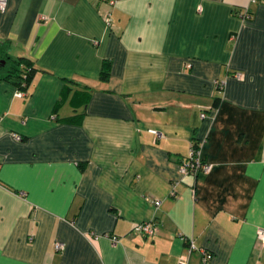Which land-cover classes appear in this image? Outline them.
Returning a JSON list of instances; mask_svg holds the SVG:
<instances>
[{
	"label": "crops",
	"instance_id": "crops-1",
	"mask_svg": "<svg viewBox=\"0 0 264 264\" xmlns=\"http://www.w3.org/2000/svg\"><path fill=\"white\" fill-rule=\"evenodd\" d=\"M0 42V264H264V0H7Z\"/></svg>",
	"mask_w": 264,
	"mask_h": 264
},
{
	"label": "built area",
	"instance_id": "built-area-1",
	"mask_svg": "<svg viewBox=\"0 0 264 264\" xmlns=\"http://www.w3.org/2000/svg\"><path fill=\"white\" fill-rule=\"evenodd\" d=\"M6 6H7V0H0V12H5ZM242 16L247 18L250 15L245 10ZM107 20H109V18ZM236 76L238 77L239 74ZM22 94H23L22 91L18 93L19 96H21ZM201 116L204 117L205 114L202 113ZM152 132H154L156 135H159V132H156V130H152ZM13 135L16 139L18 140L21 139L20 136L16 133H14ZM188 154L189 155L187 156V158L181 164L182 174L187 175L188 173H191L194 176H196L200 172L202 173L210 172L212 165L203 162L201 155L199 153V147L196 148L194 144H192ZM154 202L156 203V205L160 204L158 200H155ZM156 229H157L156 226L152 225L151 222H147V221H143V223L137 224L135 227V231L141 235L143 234L153 235ZM256 232H257V238H256L257 243L262 244L264 246V228L259 227V229ZM181 238L184 240V242L188 243V254H190L193 251V249H195L193 241L186 239V237L183 235H181ZM55 247L57 250H61L63 249L64 245L63 243L57 242ZM179 264H188V260H181Z\"/></svg>",
	"mask_w": 264,
	"mask_h": 264
},
{
	"label": "trees",
	"instance_id": "trees-1",
	"mask_svg": "<svg viewBox=\"0 0 264 264\" xmlns=\"http://www.w3.org/2000/svg\"><path fill=\"white\" fill-rule=\"evenodd\" d=\"M8 53V46L6 42H0V78L10 81L13 83L18 90H25L27 89L32 81L33 77L37 71L34 68L32 60L21 57L18 59H12L11 57L7 56ZM103 68L101 70L100 76L101 79L107 80L109 78V70L110 64L108 61L103 62ZM222 86L220 81L217 85V90H221ZM220 98H216L215 105L219 104ZM196 148L200 147V143H194ZM186 246L188 247V243L185 242Z\"/></svg>",
	"mask_w": 264,
	"mask_h": 264
}]
</instances>
